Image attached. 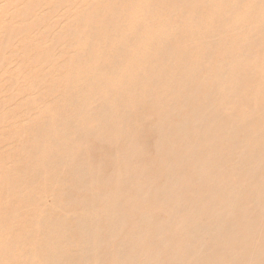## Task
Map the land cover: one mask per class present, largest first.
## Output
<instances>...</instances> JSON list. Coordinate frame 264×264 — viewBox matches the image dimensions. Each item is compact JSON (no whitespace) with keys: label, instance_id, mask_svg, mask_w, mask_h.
<instances>
[{"label":"bare ground","instance_id":"bare-ground-1","mask_svg":"<svg viewBox=\"0 0 264 264\" xmlns=\"http://www.w3.org/2000/svg\"><path fill=\"white\" fill-rule=\"evenodd\" d=\"M132 1L103 34L86 33L93 50L70 70L65 114L37 132L33 165L3 175L0 237L38 211L31 190L44 198L36 233L1 264L19 252L32 264H138L135 252L152 264H264V240L253 246L264 225V0ZM113 167L122 186L104 198ZM219 194L230 214L200 223L199 206Z\"/></svg>","mask_w":264,"mask_h":264},{"label":"rangeland","instance_id":"rangeland-1","mask_svg":"<svg viewBox=\"0 0 264 264\" xmlns=\"http://www.w3.org/2000/svg\"><path fill=\"white\" fill-rule=\"evenodd\" d=\"M165 2L167 0H163V3ZM130 4H133L132 0H0V195L3 178L5 174L10 173L15 163L19 164V178L33 165L29 162V152L38 138L37 132L54 118L55 114H65L67 111L69 92L66 89L69 85L70 70L78 65L77 59L93 50L92 43L88 49L81 44L87 40L86 33L97 28L96 35L103 34L105 24L111 20L117 21L113 14L114 9L125 8ZM171 8L172 5L168 7L173 10ZM92 39L93 42L95 37ZM123 131L130 138L147 137L144 136L145 132L140 133L130 126H123ZM67 135L76 136L73 128L67 131ZM124 151L122 149L117 152L124 155ZM132 167L130 170L137 166ZM118 172L119 170L113 167L109 173H104L111 178V182L116 180V184L103 188L102 197H107L114 189L120 190L122 183L117 178ZM238 179V175L231 177V181L236 182ZM153 184L154 182H151L152 186ZM131 187L135 189V186ZM193 191L195 193L199 190L197 187L187 190L188 193ZM31 193L39 198L36 205L38 211L33 216L24 214L17 220L14 232L0 237V264L9 248H13L17 242L23 241L26 244L27 236L36 233L32 223H36L41 216L43 208H39V204L43 201L44 194L41 189L31 190ZM59 198L60 196H55L50 201ZM208 201L210 202L202 204L199 208L209 219H201L200 223L208 224L214 221V212L217 210L219 212L222 209L224 214H230L222 195H215ZM122 204L128 205V202L124 201ZM3 207L0 204V211ZM180 215L174 213L170 222L176 221ZM261 222L264 224V219ZM263 226L259 227L261 231L253 241L255 250L260 253L264 240ZM35 245L36 243L32 247ZM25 249H30L29 245ZM195 256L199 258L201 254L197 252ZM15 257L18 264H32L26 252H19V256ZM135 257L133 263L152 264L140 252H135Z\"/></svg>","mask_w":264,"mask_h":264}]
</instances>
